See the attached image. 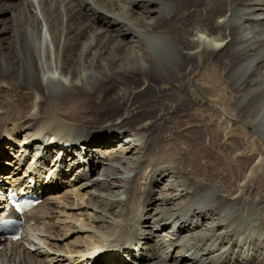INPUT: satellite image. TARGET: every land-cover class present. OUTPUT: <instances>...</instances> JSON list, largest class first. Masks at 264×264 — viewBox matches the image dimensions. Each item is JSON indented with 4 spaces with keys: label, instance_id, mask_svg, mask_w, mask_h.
Segmentation results:
<instances>
[{
    "label": "bare ground",
    "instance_id": "obj_1",
    "mask_svg": "<svg viewBox=\"0 0 264 264\" xmlns=\"http://www.w3.org/2000/svg\"><path fill=\"white\" fill-rule=\"evenodd\" d=\"M0 84V191L44 197L0 264H264V0H0Z\"/></svg>",
    "mask_w": 264,
    "mask_h": 264
},
{
    "label": "rangeland",
    "instance_id": "obj_2",
    "mask_svg": "<svg viewBox=\"0 0 264 264\" xmlns=\"http://www.w3.org/2000/svg\"><path fill=\"white\" fill-rule=\"evenodd\" d=\"M45 24L46 23H43V27H42L43 28V32H42L43 33V37H44V33H45L46 34L45 40L49 42V44L51 46V49L53 50L52 51V58L55 61V56H54L55 50H54V46H53V43L51 42V39H50L49 28H47V24L46 25ZM5 25H10V21H7ZM247 27H249V26L248 25H245V28H247ZM205 55H206V60L207 61L210 58L214 57V54L213 53L205 52ZM220 56L222 57V55H220ZM207 61H206V63H207ZM204 72H206V64L204 66H202V69L200 71L201 74H203ZM2 86L3 85L0 84V88H2ZM250 106L251 107L254 106V103L248 104L246 106V109L251 108ZM213 122H215V123H213ZM187 123H188V121H187ZM219 123L221 125V121H218V120L215 119L214 121L211 122V126L218 127L219 126ZM227 123L231 126V129H233V131L232 130L227 131V132H225V134H224L223 131L220 132V133L217 132V133L214 134L213 144H212L214 150H212V154L215 157L214 158L212 157V160L215 159L213 161L216 162V163H223V162L224 163H233V164L234 163H238V165H240L242 163H246L244 160L243 161L242 160L237 161L238 160V156H239V154H242V153L244 154V157L245 156H250V155L253 154L254 151H256V149L254 148V145L251 144V142L253 143V141H254V136L251 135V134L248 135L247 133H245L241 129V127H238L236 120H232V123L229 122V121H227ZM233 127H235V128H233ZM122 137H124V134H122ZM243 141H245V142H243ZM234 144H237V145H234ZM14 146L18 147V145H16V144ZM258 146L261 147V145H258ZM250 151H251V153H249ZM262 154H264V152H262V153H260V151L258 153L255 152V155L256 156H259V157ZM8 159L10 160V159H12V157L11 158H8ZM255 159H256V157L253 159V162L255 161ZM13 160H16L17 161V159H15V158ZM9 164H5V168L6 169L3 171V174H6V173L10 172L11 170H13V164L14 163H11V165H9ZM2 168H4V167H2ZM25 168H26V165H23V169H25ZM263 171H264V169H263ZM242 172L247 174L249 172V170L248 169L247 170H243ZM262 174L263 175H261L260 179L258 180V182L256 183V185L252 189L251 193L249 195H247V198L241 204L244 208H253V203H254L253 201L256 198H258V200L260 201V205L258 206V209L259 210L257 208H255V210L253 209L254 213H256L254 215V220H253L254 227H255V220H256V223H257L256 225H258V226L259 225H263V227H264V173H262ZM179 176H180L181 180H187L188 179L186 176H182V175H179ZM1 179H2V177H1ZM167 179H171V178L167 177ZM165 182H167V180H165ZM63 183L65 184V186L63 187L64 189L62 188L60 190L70 189V187H68V185H66V181H63ZM201 185H202L201 182H199L198 185H196L195 183H191L190 186H192L193 188H197V187H200ZM7 186H9V184H5V187H7ZM40 203H42V202H40ZM230 206L231 205H229V204L228 205L226 204L224 206H219L220 207V210L223 209V211H221L220 214H224L225 215L226 210L227 209L230 210L232 208V206H231V208H230ZM151 210L152 209H148V213L151 212ZM169 227H170V225H169ZM245 236H246V234H245ZM261 236L263 237V240H264V231L261 232ZM242 244H243V246L245 244V247L244 248L249 247L248 244H246L245 242H243ZM128 264H130V262Z\"/></svg>",
    "mask_w": 264,
    "mask_h": 264
}]
</instances>
